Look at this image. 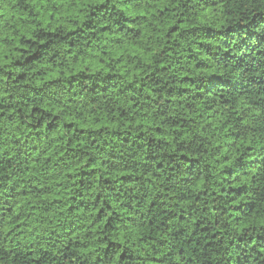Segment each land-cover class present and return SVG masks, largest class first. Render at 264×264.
Returning <instances> with one entry per match:
<instances>
[{
	"label": "trees",
	"instance_id": "1",
	"mask_svg": "<svg viewBox=\"0 0 264 264\" xmlns=\"http://www.w3.org/2000/svg\"><path fill=\"white\" fill-rule=\"evenodd\" d=\"M0 264H264V0H0Z\"/></svg>",
	"mask_w": 264,
	"mask_h": 264
}]
</instances>
